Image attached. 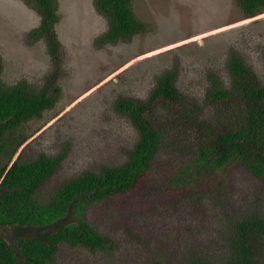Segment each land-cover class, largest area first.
Wrapping results in <instances>:
<instances>
[{
    "label": "rangeland",
    "instance_id": "374dc122",
    "mask_svg": "<svg viewBox=\"0 0 264 264\" xmlns=\"http://www.w3.org/2000/svg\"><path fill=\"white\" fill-rule=\"evenodd\" d=\"M133 7L150 30L129 40L100 44L96 39L106 32L108 22L94 0H59L56 32L62 52L58 67L51 62L44 40L29 44L26 38L31 27L39 24V15L23 0H0L4 82L13 85L26 79L40 90L55 74L59 88L54 106L24 125L22 133L30 137L12 159L65 153L39 190L41 199H48L63 182L84 171H99L127 159L137 133L127 118L114 112V103L119 96L146 101L165 70L178 72L179 89L197 100L191 105L206 121L219 113L205 100L208 75L224 68L230 45L245 51L264 82V13L244 19L236 0H133ZM180 106L160 102L150 110L149 118L166 135L150 168L129 192L88 210L89 222L113 239L115 249L63 246L51 264H148L153 259L179 264L190 244L198 246L213 235L220 237L213 231L212 217L199 215L185 203L184 191L165 183L189 161L197 139L192 122L177 116ZM216 119L212 123L225 129L228 121L222 112ZM226 168L213 179L228 187L217 198L214 195L218 203L240 213L264 209V195L256 193H264V183H257L240 163ZM214 188L219 184H211ZM17 230L2 226L0 235L16 247ZM35 235L36 230L25 233V237ZM205 246L218 247L216 241Z\"/></svg>",
    "mask_w": 264,
    "mask_h": 264
},
{
    "label": "trees",
    "instance_id": "16d2710c",
    "mask_svg": "<svg viewBox=\"0 0 264 264\" xmlns=\"http://www.w3.org/2000/svg\"><path fill=\"white\" fill-rule=\"evenodd\" d=\"M23 1L41 17L40 24L27 32L28 42L44 40L51 62L58 65L62 52L56 32L59 0ZM236 1L244 19L264 13V0ZM94 6L108 22L106 32L96 39L100 44L129 40L151 28L134 12L133 0H94ZM226 57L224 68L209 73L205 93L211 109L219 111L217 115L203 119L191 105L197 100L179 89L178 72L167 69L157 77L146 101L119 96L114 103V112L127 118L137 133L127 159L119 165H104L99 171H84L63 182L48 199H41L39 190L51 179L65 153L12 159L30 137L22 133L24 125L54 106L59 95L56 76L51 74L40 90L26 79L9 85L2 78L4 59L0 53V227L18 229L16 247L0 235V264H51L63 246L115 249L113 239L89 222L87 213L92 206L129 192L150 168L166 138L148 116L160 102L181 105L177 116L192 122L197 137L189 161L177 167L165 183L184 191L185 203L199 215L208 220L212 217L213 231L220 235H213L206 244H190L179 264H264V209L233 212L216 200L228 187L213 179L222 176L231 163H240L257 183H264V82L241 47L230 45ZM221 112L228 121L225 129L212 123ZM214 183L219 188L212 190ZM31 230L37 235L25 237ZM210 241H216L218 247L207 248ZM148 264L167 263L153 259Z\"/></svg>",
    "mask_w": 264,
    "mask_h": 264
},
{
    "label": "crops",
    "instance_id": "0c3cea01",
    "mask_svg": "<svg viewBox=\"0 0 264 264\" xmlns=\"http://www.w3.org/2000/svg\"><path fill=\"white\" fill-rule=\"evenodd\" d=\"M31 9H32V8H31ZM33 10H34V9H33ZM34 11H35V10H34ZM35 12H36V11H35ZM36 13H37V12H36ZM37 14H38V13H37ZM38 15H39V14H38ZM39 18H40V20H41L40 15H39ZM40 20H39V24H40ZM39 24H38V25H39ZM38 25H37V26H38ZM37 26H35V27H37ZM35 27H31V28H35ZM30 30H31V29H30ZM30 30H29V31H30ZM26 34H27V33H26ZM26 34H25V35H26ZM29 44H36V42H34V43H29Z\"/></svg>",
    "mask_w": 264,
    "mask_h": 264
},
{
    "label": "clouds",
    "instance_id": "9594fccd",
    "mask_svg": "<svg viewBox=\"0 0 264 264\" xmlns=\"http://www.w3.org/2000/svg\"><path fill=\"white\" fill-rule=\"evenodd\" d=\"M61 43V42H60Z\"/></svg>",
    "mask_w": 264,
    "mask_h": 264
}]
</instances>
